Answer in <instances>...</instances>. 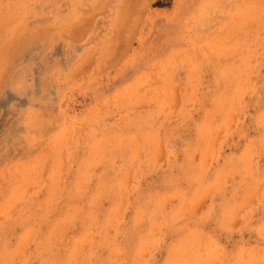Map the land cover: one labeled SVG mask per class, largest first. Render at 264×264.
<instances>
[{
    "label": "rangeland",
    "instance_id": "374dc122",
    "mask_svg": "<svg viewBox=\"0 0 264 264\" xmlns=\"http://www.w3.org/2000/svg\"><path fill=\"white\" fill-rule=\"evenodd\" d=\"M132 1L0 0V264H264V0Z\"/></svg>",
    "mask_w": 264,
    "mask_h": 264
},
{
    "label": "bare ground",
    "instance_id": "6f19581e",
    "mask_svg": "<svg viewBox=\"0 0 264 264\" xmlns=\"http://www.w3.org/2000/svg\"><path fill=\"white\" fill-rule=\"evenodd\" d=\"M130 1H132V0H130ZM133 2V1H132ZM132 4V3H131ZM133 5V4H132Z\"/></svg>",
    "mask_w": 264,
    "mask_h": 264
}]
</instances>
